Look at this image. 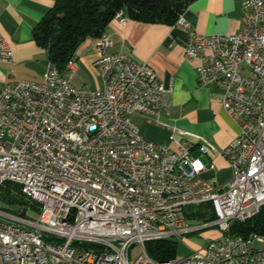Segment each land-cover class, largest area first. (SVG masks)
<instances>
[{
    "label": "built area",
    "instance_id": "2783aa9c",
    "mask_svg": "<svg viewBox=\"0 0 264 264\" xmlns=\"http://www.w3.org/2000/svg\"><path fill=\"white\" fill-rule=\"evenodd\" d=\"M241 29L208 34L188 30L185 56L197 60L200 84L223 88L222 106L238 126L221 151L232 176H203L214 169L201 158L207 143L172 136L175 144L147 139L134 113L159 119L173 85L154 68L96 38L94 62L103 86L79 90L49 60L43 81L15 79L0 91V188L18 185L36 203L16 212L0 204V264H264V235L234 234L264 206V0H242ZM128 17L119 12V20ZM14 51L0 34V61ZM78 60L65 70L72 74ZM210 204V220L187 217V208ZM85 215L94 223L84 224ZM198 222V223H194ZM218 226L224 232L204 249L165 260L150 256L148 236H173ZM137 245L141 252L131 257Z\"/></svg>",
    "mask_w": 264,
    "mask_h": 264
},
{
    "label": "crops",
    "instance_id": "0c3cea01",
    "mask_svg": "<svg viewBox=\"0 0 264 264\" xmlns=\"http://www.w3.org/2000/svg\"><path fill=\"white\" fill-rule=\"evenodd\" d=\"M55 2L0 0V34L14 51L12 62L0 61V91L11 80L45 79L49 54L36 42L34 29ZM243 12L242 0H195L183 15L193 30L224 34L241 29ZM104 34L113 40V50L148 62L166 86L173 85L168 105L159 119L139 113L131 116L141 133L149 140L173 147L172 136L207 143L210 153L201 158L207 164L213 162L215 168L206 170L203 176L220 182L230 179L232 169L221 151L234 139L238 126L222 106L223 88L199 83L198 61L185 56L188 30L175 24L115 18ZM99 56L96 38H88L77 49L75 72L64 73L76 87L82 84L90 89L101 88L103 80L94 64ZM80 77L82 82L78 83L76 78Z\"/></svg>",
    "mask_w": 264,
    "mask_h": 264
},
{
    "label": "trees",
    "instance_id": "16d2710c",
    "mask_svg": "<svg viewBox=\"0 0 264 264\" xmlns=\"http://www.w3.org/2000/svg\"><path fill=\"white\" fill-rule=\"evenodd\" d=\"M195 0H56L42 20L35 26L36 42L48 50L49 59L55 62L62 72L67 62L76 56L77 49L88 38L102 36L117 13L123 11L128 18L148 23L173 25L186 8ZM5 183L3 198L9 208L21 212L31 203L26 200L18 185L11 188ZM210 204L187 208L190 220L213 218ZM32 213L38 206L31 204ZM234 234L248 236L252 232L264 235V206L260 212L246 222L235 223ZM150 256L165 260L177 256L178 243L173 239H158L146 244Z\"/></svg>",
    "mask_w": 264,
    "mask_h": 264
},
{
    "label": "rangeland",
    "instance_id": "374dc122",
    "mask_svg": "<svg viewBox=\"0 0 264 264\" xmlns=\"http://www.w3.org/2000/svg\"><path fill=\"white\" fill-rule=\"evenodd\" d=\"M82 77L76 78L77 82L81 83L82 82ZM77 88L81 91H88L91 90L88 85L82 86H77ZM15 184L11 183L9 186L13 188ZM5 185H2L0 188V204L4 206L9 207V203L7 200L3 198L4 193H5ZM29 206V205H28ZM198 223V222H194ZM223 230H221L218 226H212L208 227L207 229L201 230V231H196L192 233L185 234L183 237L179 236H173L170 239L175 240L178 243V249H177V255L180 257H184L188 254H190L192 251L196 249H204V246L210 239H219L224 236ZM260 247H264V243H258L257 244ZM141 252V249L135 245L132 248L131 251V257H136L139 253Z\"/></svg>",
    "mask_w": 264,
    "mask_h": 264
},
{
    "label": "bare ground",
    "instance_id": "6f19581e",
    "mask_svg": "<svg viewBox=\"0 0 264 264\" xmlns=\"http://www.w3.org/2000/svg\"><path fill=\"white\" fill-rule=\"evenodd\" d=\"M116 19H119V13H117ZM241 222H245V218H238V223ZM91 223H94V215H85L84 217V224H91ZM158 239H161V238H155V236H148V242L149 241H152V240H158Z\"/></svg>",
    "mask_w": 264,
    "mask_h": 264
}]
</instances>
